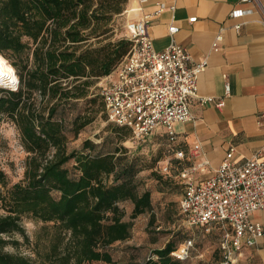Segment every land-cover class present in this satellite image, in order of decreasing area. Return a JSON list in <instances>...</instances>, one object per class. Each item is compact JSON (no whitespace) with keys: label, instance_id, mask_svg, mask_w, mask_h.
I'll list each match as a JSON object with an SVG mask.
<instances>
[{"label":"trees","instance_id":"trees-1","mask_svg":"<svg viewBox=\"0 0 264 264\" xmlns=\"http://www.w3.org/2000/svg\"><path fill=\"white\" fill-rule=\"evenodd\" d=\"M122 1L126 0H0V54L26 52L27 63L32 62L21 72L16 90L0 95V112L16 120L27 150L34 152L27 182L14 183L6 194L2 186L7 185L8 177L0 167V199L10 198L9 213L0 214V264H36L25 255L3 249L8 242L5 233L24 232L20 222L23 213L58 223L59 235L64 229L69 231L70 239L62 252L54 245L52 262L91 264L93 260L112 262L107 247L131 234L132 220L124 218L121 201L133 202L131 218L153 209L151 190L140 188L138 156H130L123 145L92 152L98 144L90 138L84 139L83 150L67 151L63 120L55 118L60 101L85 97L90 84L85 79L69 86L65 79L107 75L131 49L133 41L127 37L110 42L99 54L80 49L89 38L106 31L99 27L122 11ZM35 90L56 100L47 108L38 106L31 100ZM2 91L6 89L0 87ZM102 100L106 113L103 96ZM89 121L78 122L75 117L74 129L78 131ZM111 127L118 132L130 128L116 123ZM52 146L55 152L48 157ZM71 158L76 161L75 175L65 166ZM151 215L150 221L154 218ZM175 248L170 239L153 250L157 257L149 256L140 264H179L182 259L171 254Z\"/></svg>","mask_w":264,"mask_h":264},{"label":"rangeland","instance_id":"rangeland-1","mask_svg":"<svg viewBox=\"0 0 264 264\" xmlns=\"http://www.w3.org/2000/svg\"><path fill=\"white\" fill-rule=\"evenodd\" d=\"M121 12L114 13L108 24L100 26L106 31L99 36H92L80 49L89 48L91 54L104 52L110 42L126 38V25L130 20L133 10H129L130 0L122 1ZM4 57L12 63L15 69V84H1L6 91L0 95H8V90H16L21 81V72L31 66L27 63V53H15L8 51ZM118 62H115L117 64ZM114 64V65H115ZM90 69V67H89ZM92 71V69H90ZM105 74L88 75L76 80L74 76L65 79L64 84L72 86L82 80H89L87 95L85 97L73 98L70 101L62 100L59 103L55 118L63 120V132L66 134V149L83 150L84 139L90 138L98 144L92 151L113 150L117 145L128 148L130 156H138L139 165L142 167L138 172L141 180L140 188L151 190L153 209L131 218L133 202L124 200L120 206L125 210L124 218L132 220L131 234L126 239H119L111 243L107 250L111 253L113 261L93 260L91 264H140L149 256L157 257L153 250L162 247L168 240H173L176 248L186 239L192 238L193 245L189 255L183 258L179 264H216L222 258L221 227L215 226L206 229L204 226H193L185 221L180 211V198L183 191V178L180 175L184 167H190L197 158L188 159L186 155L179 158L176 155V143L169 140L163 130L155 129L150 139L139 140L133 134L131 128L124 131H115L106 113L101 108L102 88L106 82ZM95 101L91 102L90 98ZM31 100L38 106L48 107L51 102L48 97L43 96L35 90ZM59 102V101H58ZM47 112V109H46ZM77 117L78 122L90 121L83 125L78 131L74 129L73 120ZM90 152V149H86ZM55 148L52 146L48 157H52ZM33 151L27 150L24 143L21 129L16 120L5 112H0V167L6 172L8 182L2 186L6 194L9 188L16 182H27V170L31 166ZM76 161L71 158L67 166L72 175L77 174L75 169ZM55 195L59 193L54 191ZM10 198L0 199V214L9 213ZM153 213L154 218L150 221ZM20 222L24 232L13 230L5 233L4 237L8 242L4 250L12 253H19L29 257L36 264H56L54 260L53 247L58 244V252H62L64 246L69 242L70 233L65 229L59 235L58 223L44 221L34 217L31 213L21 214ZM173 254V253H171ZM175 255V254H173ZM176 256V255H175ZM177 257V256H176ZM178 258V257H177Z\"/></svg>","mask_w":264,"mask_h":264},{"label":"built area","instance_id":"built-area-1","mask_svg":"<svg viewBox=\"0 0 264 264\" xmlns=\"http://www.w3.org/2000/svg\"><path fill=\"white\" fill-rule=\"evenodd\" d=\"M137 1L138 5L129 10H140L146 0ZM241 1L257 4L264 24L262 0ZM164 5L159 2L155 12L161 11ZM250 11L233 8L230 14L238 16ZM151 17V13H145L127 22L126 37L133 45L116 68L105 76L101 94L108 119L129 126L139 140L148 139L162 126L169 140L174 142L177 139L174 124L193 118L190 100L199 97L204 103L215 98L197 93V77L207 65V57L193 60L186 48L174 40L173 34L179 30L174 22L169 25L170 43L163 49L155 48L149 28ZM189 19L193 21L196 16ZM226 87L228 91V83ZM223 103V98L217 102L218 105ZM259 121L264 125V111ZM176 155L183 157L184 154L176 151ZM180 175L183 178L180 211L185 221L206 229L221 227L223 251L216 264H235L244 245H253L258 237L264 236L263 224L251 218L253 211L264 209V144L244 161H237L234 148H230L222 163L202 180H196L191 168H184ZM193 243L192 238L186 239L172 253L183 259L189 255Z\"/></svg>","mask_w":264,"mask_h":264},{"label":"crops","instance_id":"crops-1","mask_svg":"<svg viewBox=\"0 0 264 264\" xmlns=\"http://www.w3.org/2000/svg\"><path fill=\"white\" fill-rule=\"evenodd\" d=\"M159 2L165 5L155 12ZM130 5L138 1L130 0ZM233 8L251 11L232 16ZM145 13L152 14L149 28L155 48L170 43L169 25L174 22L179 25L174 40L193 60H208L198 74L197 93L215 99L203 103L199 97L192 98L193 118L174 124L176 151L188 159L197 158L191 165L196 180L211 175L232 147L237 161L255 154L264 144V125L259 121L264 111V24L259 6L241 0H146L130 20ZM192 16L196 19L190 21ZM220 98L223 105L217 104ZM157 129L164 131L162 126ZM251 218L264 226V209L253 211ZM235 264H264V236L244 245Z\"/></svg>","mask_w":264,"mask_h":264},{"label":"bare ground","instance_id":"bare-ground-1","mask_svg":"<svg viewBox=\"0 0 264 264\" xmlns=\"http://www.w3.org/2000/svg\"><path fill=\"white\" fill-rule=\"evenodd\" d=\"M15 69L11 63L0 54V85L1 84H15ZM5 86V85H1Z\"/></svg>","mask_w":264,"mask_h":264},{"label":"water","instance_id":"water-1","mask_svg":"<svg viewBox=\"0 0 264 264\" xmlns=\"http://www.w3.org/2000/svg\"><path fill=\"white\" fill-rule=\"evenodd\" d=\"M4 87H6V86H4Z\"/></svg>","mask_w":264,"mask_h":264}]
</instances>
